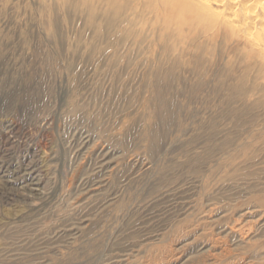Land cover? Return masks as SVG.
Instances as JSON below:
<instances>
[{
  "label": "rangeland",
  "instance_id": "rangeland-1",
  "mask_svg": "<svg viewBox=\"0 0 264 264\" xmlns=\"http://www.w3.org/2000/svg\"><path fill=\"white\" fill-rule=\"evenodd\" d=\"M123 15L0 0V264H264L262 75Z\"/></svg>",
  "mask_w": 264,
  "mask_h": 264
},
{
  "label": "bare ground",
  "instance_id": "bare-ground-1",
  "mask_svg": "<svg viewBox=\"0 0 264 264\" xmlns=\"http://www.w3.org/2000/svg\"><path fill=\"white\" fill-rule=\"evenodd\" d=\"M97 1L104 2L107 6L114 8L118 15H127L128 25L136 22L144 23L148 31L159 37L167 52L173 50L190 56H204L207 53H212L218 43H221L226 46L228 51L244 54L249 62L254 63L256 72L264 79V0ZM126 40L121 44L124 48L127 47ZM233 44L236 45L232 46ZM116 61L120 62L119 59ZM160 70L163 71V69ZM171 83L172 75L168 71L163 74V77L154 80V88L163 94L166 89H170ZM10 134L14 136L11 137L13 139L17 137L13 130L10 131ZM19 169L21 167L16 171ZM22 170L24 171L22 178L29 179L30 184L31 182L35 183L36 176L33 177L35 172L31 171L32 167L28 165ZM8 188L10 189V187ZM26 189L29 190V185L23 187V190Z\"/></svg>",
  "mask_w": 264,
  "mask_h": 264
}]
</instances>
